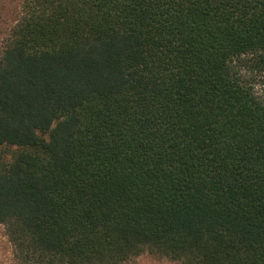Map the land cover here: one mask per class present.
Returning <instances> with one entry per match:
<instances>
[{
	"label": "trees",
	"instance_id": "obj_1",
	"mask_svg": "<svg viewBox=\"0 0 264 264\" xmlns=\"http://www.w3.org/2000/svg\"><path fill=\"white\" fill-rule=\"evenodd\" d=\"M0 0L12 264H264V0Z\"/></svg>",
	"mask_w": 264,
	"mask_h": 264
},
{
	"label": "rangeland",
	"instance_id": "obj_2",
	"mask_svg": "<svg viewBox=\"0 0 264 264\" xmlns=\"http://www.w3.org/2000/svg\"><path fill=\"white\" fill-rule=\"evenodd\" d=\"M6 10L16 5L17 0H3ZM0 151L4 153L6 158H9L11 154L15 151L12 147H2ZM0 264H12L10 261V247L7 243L6 237L4 235L3 227L0 226ZM125 264H170L166 259H161L155 257L149 253H144L138 257H135Z\"/></svg>",
	"mask_w": 264,
	"mask_h": 264
}]
</instances>
